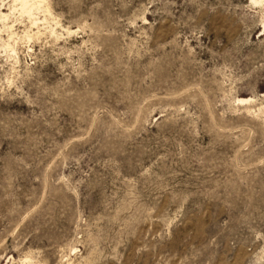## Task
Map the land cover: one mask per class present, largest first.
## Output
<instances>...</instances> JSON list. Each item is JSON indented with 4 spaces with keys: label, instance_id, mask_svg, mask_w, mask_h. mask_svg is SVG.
<instances>
[{
    "label": "rangeland",
    "instance_id": "obj_1",
    "mask_svg": "<svg viewBox=\"0 0 264 264\" xmlns=\"http://www.w3.org/2000/svg\"><path fill=\"white\" fill-rule=\"evenodd\" d=\"M1 11L0 264H264V0Z\"/></svg>",
    "mask_w": 264,
    "mask_h": 264
},
{
    "label": "bare ground",
    "instance_id": "obj_2",
    "mask_svg": "<svg viewBox=\"0 0 264 264\" xmlns=\"http://www.w3.org/2000/svg\"><path fill=\"white\" fill-rule=\"evenodd\" d=\"M18 3H19V8H20V11L22 13H25L26 15H28V17L32 14V10L33 9H39L43 6V4L46 2V0H35V5L31 4L33 2H31V0H17ZM252 1L253 3H258V2H261L263 0H250ZM31 2V3H30ZM13 5V4H12ZM47 5V3H46ZM18 6V5H17ZM48 6V5H47ZM45 11H47V8L45 6ZM8 18V13H3L2 11L0 12V19L2 21H6ZM29 19V18H28ZM37 20V19H36ZM35 20V21H36ZM13 27V26H12ZM9 28H11L9 26ZM264 28V26H263ZM15 54V53H14ZM239 102L241 103H246V102H249L250 101V98H240L238 99Z\"/></svg>",
    "mask_w": 264,
    "mask_h": 264
}]
</instances>
